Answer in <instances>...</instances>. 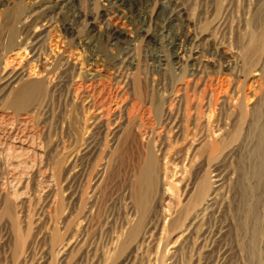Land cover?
<instances>
[{
  "label": "rangeland",
  "instance_id": "rangeland-1",
  "mask_svg": "<svg viewBox=\"0 0 264 264\" xmlns=\"http://www.w3.org/2000/svg\"><path fill=\"white\" fill-rule=\"evenodd\" d=\"M28 17L29 25L22 26ZM108 24L122 36L107 33ZM12 26L16 43L5 37ZM263 34L264 0H0L2 69H22L30 82L44 83L21 111L9 109L7 94L0 92V193H8L24 241L35 242L23 264H261L264 181L254 245L250 219L248 230L238 226L245 203L243 147L215 162L209 150L196 163L174 160L184 170L174 176L173 195L185 211L193 209L195 185L220 181L218 199L197 229L179 237L182 211L175 224L169 220L168 228H154L132 256L121 247L114 251V244L128 212V171L141 152L139 140L123 147L116 131L125 127L126 133L131 117L134 133L141 130L136 135L145 142L155 148L171 143L173 154L186 153L189 143L176 134L173 120L155 109L165 101L177 115L186 89L206 104L201 115L212 117V129L230 125L224 135L230 147L241 136V128L231 125L239 99L248 119L264 108ZM252 36L259 39L251 47ZM209 99H215L211 107ZM50 216L59 223V243L39 236ZM74 228L80 229L77 235ZM10 235L0 223V264H22Z\"/></svg>",
  "mask_w": 264,
  "mask_h": 264
},
{
  "label": "bare ground",
  "instance_id": "bare-ground-1",
  "mask_svg": "<svg viewBox=\"0 0 264 264\" xmlns=\"http://www.w3.org/2000/svg\"><path fill=\"white\" fill-rule=\"evenodd\" d=\"M86 18H88L90 21L94 19L91 14L90 16H86ZM30 19L31 17H28L20 21V24L25 27L29 25L28 23ZM89 26H90V30L92 31L96 30V26L94 22H91ZM106 32L109 33L111 36H119V37L122 36V32L116 29L115 27H113V25L111 24H108V26L106 27ZM5 37L6 39L12 40L11 41L12 43H16L14 42L16 38V31H15L14 26H12V28L5 35ZM252 37L253 38H251V42H250L251 47L252 45H254L256 40L259 39V38L257 39L254 36ZM260 40L264 41V34L260 37ZM16 41L17 43L20 42L19 40H16ZM227 51L228 50L223 51L225 56L229 55V52ZM261 60H262L263 68L261 69L260 74L264 73V52L262 53ZM43 84L42 82H39V81L30 82L29 75L27 74L25 70L19 69V70L9 71V70H6V67L2 69L1 64H0V92H5L7 94L8 96L7 107H10L9 109L13 108L15 109V111L16 110L21 111V110L27 109L30 106L32 99L35 98L40 93H42ZM237 91H236V94H237ZM241 92H242V89H241ZM206 93H208V91H206ZM195 96L194 97L190 96V94L186 91V89L184 90V92L182 91V93L179 94L178 104H180V109L177 115H175V113L173 112L174 110L172 108H169V105L171 104H169L168 106L166 104L164 105L165 101L161 103V105L163 104L164 106L163 108L160 109L159 106H155L156 112L158 114L163 113L162 116L166 117V119L171 120V121L173 120V124L175 125L174 128H176V132H177L176 134H178L179 137H182L184 141L189 143L187 147L188 150L185 149L187 150L186 153H182L184 151L183 150L181 152L178 151L179 153L173 154L169 147L170 145H172L171 143L169 146L163 144L159 148L158 147L155 148L152 145L154 143L152 144L150 143L151 141L145 142V140H142L143 138L141 139L139 134L136 135L137 133H140L141 130L139 132L136 130L137 133H134L133 122L135 121L134 120L132 121L131 117H128L126 121V126L128 127V129H126L127 131H125L126 133H124L125 127L120 128L116 131L117 134L119 135V140H122L123 138V141H122L123 147L124 146L128 147V145H130V141L132 140V138L134 139L136 138L137 141L139 140L140 142L138 143L141 145L140 146L141 152H140L139 157L137 156L138 159L134 163L135 165H133V167H131L128 171V177H127V183H126V194H125L127 198V202H128V204L126 203L128 205V212H127V215L122 220L121 230L119 231V234L115 238L114 245L116 246L114 248V251L116 250L117 247H121L123 252L129 250L130 251L129 255L132 256V254L137 253L139 251L140 247L144 243L150 240V234H151L150 232L154 228H161L163 230L168 228V225H170L168 224L169 220H170V223L175 224L174 223L176 221L175 219L178 220V218H175V217L177 215L179 216V214L182 211H184L185 217L181 223L183 229L179 237H184L185 235H187L190 230H192L195 226H197L200 218H202V216L205 215L207 211H210L212 206L216 203L218 196L220 194V189L222 187H221L220 181L217 179L213 183H210L207 179L199 182L197 185H195L193 189V193L195 192V199L192 205L193 209L192 210L187 209L185 211L183 210L184 207L180 203H176V199L173 195V191L174 189H176V184L173 182L174 176L176 177L178 176V178L182 177L183 176L182 170H184L183 166L187 163H196L197 161H200V158L204 156V154L208 150L210 152L212 161L214 160L215 162L216 160L229 157L232 154L234 155V153L237 150H239V147L244 148V154H245L244 155L245 156V169H244V176H243V193H244L243 195H244L245 203H244V209L241 212L239 219H238L239 221L238 226L241 232L244 231L246 228V223H247L246 219L247 220L250 219V225H252L251 228L253 229L252 230L253 235L250 240L251 241L250 243L254 245L256 237H258L257 235L259 232V227L261 225L260 223L261 216L258 210V202L260 199L259 193L263 187V181H264V108L258 111L257 110L255 111L254 109L255 112H253L251 118L248 119L249 117L247 113L248 110L246 112L244 108L246 106V105L244 106L245 102L242 99H239L240 95L238 96V99H239V101L237 100L238 104L235 106V109L232 111L233 113L231 112L233 114L231 116L232 117L231 125L235 128H241V136H239L240 138L239 142L237 141L239 138L236 140H233L232 144L229 143L231 144L230 147H227L228 145L226 143H228V141L225 142L224 135L228 131V126H230L228 124L229 121L227 122L228 124L227 126H224L221 128L219 127L217 129H214V128L212 129L213 127L212 117L210 115L208 116V114L206 115L205 113L204 115H201L203 114L202 112H203V109H205L204 107L206 104L202 103L203 100L202 101L200 100L201 102L199 100L196 101ZM205 96L203 95V97ZM139 97H140L139 99L142 98V96H139ZM212 99H209V102L207 103L209 107H211V104H213L211 103ZM141 100H140V104L143 103L141 102ZM170 103L172 102L170 101ZM140 106L142 107L143 105H140ZM165 106H167V108H165ZM131 112H134V110L132 109ZM211 114H213V112ZM194 129L196 131V134L195 133L194 134L197 136H194L195 138L192 139L190 136L191 134H193L192 131ZM189 139H192V140H189ZM167 144L169 143L167 142ZM183 144H186V143H183ZM174 160H178L180 164H182L183 166L179 165L178 163H175ZM69 163L71 164V162ZM70 164L69 166H71ZM57 170L59 172L62 170V166L60 164L58 165ZM101 176H103V173L100 172V177ZM8 200H9L8 193L4 191L1 192L0 193V223L5 227L7 231L11 233L10 235L11 238H15L17 240L16 241V255L19 258V261L23 264L26 262L27 258L30 256L32 248H33V243L35 242L32 241L28 243L29 241H26V240L24 241V237L26 234L20 229V226L18 223L19 220L14 211V206L12 203H9ZM254 201L256 202L255 204H254ZM25 222L27 223V227H28V220L26 219ZM58 224H59L58 221L54 219V217L50 216V218L46 220V223L44 224V226L41 227L39 236L44 237V238H48L51 236L53 238V242H58L61 238V233H60V230L58 229ZM79 231L80 229L77 228L74 231L75 235H77ZM75 235L68 237L70 239H67L66 241L62 243L59 249L61 252H66L68 250V248L71 246L72 242L74 241ZM241 235L242 234H240V236ZM243 247H244V244H243ZM241 251H242V247H241ZM255 254H253L252 257L255 258ZM259 259L261 261V264H264V254L261 255Z\"/></svg>",
  "mask_w": 264,
  "mask_h": 264
}]
</instances>
